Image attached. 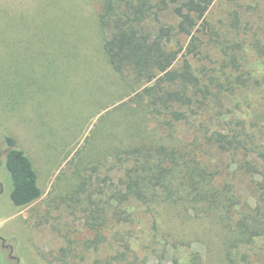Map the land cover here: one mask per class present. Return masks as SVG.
Listing matches in <instances>:
<instances>
[{"label":"rangeland","instance_id":"374dc122","mask_svg":"<svg viewBox=\"0 0 264 264\" xmlns=\"http://www.w3.org/2000/svg\"><path fill=\"white\" fill-rule=\"evenodd\" d=\"M102 5L0 0V264H261L263 242L227 244L223 220L209 210L186 212L163 203L135 209L133 222L113 218L111 200L124 172L114 151L131 140L168 144L173 131L150 114L146 99L138 101L140 85L109 64ZM207 20L219 36L199 57H190L193 68H232L235 55L237 67L263 72L264 0H218ZM179 38L185 47L189 37ZM260 72L250 90L228 98H235L237 109L219 112L216 106L210 114L223 130L254 134L264 152ZM179 127L182 138L191 137V126ZM8 137L31 160L43 192L26 208L10 199ZM248 159L261 162L253 153ZM242 188L241 204L247 205L254 195Z\"/></svg>","mask_w":264,"mask_h":264},{"label":"trees","instance_id":"16d2710c","mask_svg":"<svg viewBox=\"0 0 264 264\" xmlns=\"http://www.w3.org/2000/svg\"><path fill=\"white\" fill-rule=\"evenodd\" d=\"M216 1L103 0L99 24L106 35L103 49L109 64L140 85L138 101L146 103V99L150 114L162 122L161 127L173 131L167 135L172 140L168 144L131 140L114 151L124 172L115 190L118 195L111 200L112 216L133 222L135 209L163 203L186 212L209 210L223 220L227 244L240 248L261 241L264 245V152L259 151L254 134L223 130L217 116L210 114L216 106L219 112L223 107L237 109L235 98H228L256 85L261 69L237 67L235 55L229 58L232 68L223 63L212 72L193 68L190 59L215 42V33L219 36L210 31L207 20ZM167 16L171 20L165 21ZM179 36L189 37L185 47ZM180 125L194 129L190 138L181 137ZM6 143L5 166L13 183L10 199L17 208H26L43 195L38 174L15 139L8 137ZM135 143L141 144L131 145ZM248 153L261 162L248 159ZM242 185L254 195L247 205L241 204Z\"/></svg>","mask_w":264,"mask_h":264},{"label":"flooded vegetation","instance_id":"af4514ba","mask_svg":"<svg viewBox=\"0 0 264 264\" xmlns=\"http://www.w3.org/2000/svg\"><path fill=\"white\" fill-rule=\"evenodd\" d=\"M8 151H9V147H8L7 150H6V154L8 153ZM0 240H1V238H0Z\"/></svg>","mask_w":264,"mask_h":264}]
</instances>
